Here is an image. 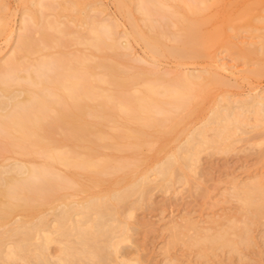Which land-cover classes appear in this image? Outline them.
I'll use <instances>...</instances> for the list:
<instances>
[{
    "label": "rangeland",
    "instance_id": "rangeland-1",
    "mask_svg": "<svg viewBox=\"0 0 264 264\" xmlns=\"http://www.w3.org/2000/svg\"><path fill=\"white\" fill-rule=\"evenodd\" d=\"M253 1L125 0L120 7L119 0H0V70L11 58L19 63L17 74L9 75L11 88L27 87L54 100L51 82L58 77L64 83L75 79L77 72L69 71L72 66L67 70L66 61L77 66L80 58L91 69L87 81L94 89L92 97L80 101L87 110H80L74 127L58 124L57 112L47 113L55 114L41 121L45 150L18 131H3L0 124L2 175L14 176L9 164L14 161L38 171L31 181L22 173L15 175L27 186L21 184V197L11 199L15 209L0 220V243H10L8 250L0 251V264H39L45 250L53 256L49 264H58L54 255L59 241L74 240L75 218L90 219L85 230L101 229L97 244L105 246L102 254L111 258L110 264L119 256H124L122 264H264L262 222L252 224L250 241L238 245L237 251L195 241L200 234L241 224L246 212L236 189L264 182L262 116L245 112L242 124H230L229 139L202 141L212 138L208 117L215 107L225 106V100L235 109L264 102V75L250 73L255 60L233 58L222 48H208L202 55L187 51L190 44L183 29L195 22V15L206 20L203 32L225 26V19H235ZM133 28L161 39L156 54ZM248 39L242 33L238 41ZM62 57L68 58L65 63ZM56 58H61V66ZM109 66L115 70L108 71ZM188 73L202 76L190 80ZM23 74L41 82L31 86ZM61 102L56 107L68 111L67 102ZM189 145L191 160L186 157ZM173 156L183 160L175 164L173 177L164 178L158 166ZM124 193L128 195L123 200L113 196ZM92 198L102 201L101 206L87 216L73 210L68 219L60 218L70 202ZM1 201L5 200L0 197ZM15 224L35 227L26 235L23 229L12 231Z\"/></svg>",
    "mask_w": 264,
    "mask_h": 264
},
{
    "label": "bare ground",
    "instance_id": "bare-ground-1",
    "mask_svg": "<svg viewBox=\"0 0 264 264\" xmlns=\"http://www.w3.org/2000/svg\"><path fill=\"white\" fill-rule=\"evenodd\" d=\"M216 1L217 0H215V2ZM123 2H125V0H119V6L120 7H121V5L123 6ZM145 8H146V6H145ZM147 8H149V7H147ZM196 11L198 12V10H196ZM147 12H148V10H147ZM183 12H185V11L183 10ZM182 15H183V13H182ZM193 15H195V14H193ZM200 15H201V13H200ZM195 16L197 17V15H195ZM198 16H199V14H198ZM196 17L194 19L195 22H193L189 25H187V23H186L185 25L187 27L183 28V29L187 30L188 41L190 44L187 47V51H189L191 53H195L196 55H202V54H204V52L208 48H212V47L213 48L214 47L222 48L225 52H228L233 58H236V59L239 58V59L250 60V61L255 60L256 61V67L253 70H251L250 73L255 75V76L264 75V0H254L253 2H251V4H248L242 10H240V12L238 13V15L235 19H231V20L225 19L224 20V23L226 24L225 26L217 27L211 31L203 32L201 30V28L206 23V20L197 19ZM185 21H188V18ZM258 24H261L260 25L261 27H258L257 26ZM56 27H58V26H56ZM133 33L146 43V46L150 49V51L153 54H156L158 52V48H160L159 44L161 42L160 41L161 39H159L158 36L153 35L152 33L149 34L146 32H142L140 30H136V28H133ZM242 33H246L248 35V38H249L248 41H245V40H239L238 41V38L240 36H242ZM42 34H44V33H42ZM26 38H27V36H26ZM44 38H46V37L44 36ZM96 38H97V35H96ZM99 38L101 39V37H99ZM25 40L26 39H24V41ZM94 40H95V38H94ZM25 42H28V41H25ZM91 42H92V40H91ZM95 42H96V40H95ZM182 44H184V43H182ZM96 45H98V44H96ZM96 45L94 43V46H96ZM24 47H25L24 44L20 45L21 49H24ZM181 49L182 48H179V50H181ZM24 51H26V50H24ZM179 52H181V51H179ZM176 54H177V52H176ZM78 57H80V56H78ZM65 58L66 57H62V59H65ZM74 58L76 59L77 57L73 56V59ZM53 59H55V58H53ZM67 59L68 58H66L65 60H62V61H64L63 63H65V61ZM82 59H83V57H82ZM56 60H57V58H56ZM59 60L61 62V58ZM59 60H57L58 64L55 62L57 65L61 64L59 62ZM74 60H73V63L75 64ZM70 61H66V65H67L66 69L68 70V68L70 66H72V67H70L71 69L69 68V71H72V73H73V70H75V73L77 72L76 78L73 79V77H72L73 80H71L67 83H64L65 81L61 82L60 80H58L59 77L57 76L58 79L53 81L54 83L51 82V86H53L52 88L55 89L54 91L50 90L52 92V94L55 95V96L54 95L53 96L56 97V98H54V100H53V98H51L52 100H49L48 93H45V96L47 94V96H46L48 98L47 99L43 94L36 92L35 90L33 91L27 87L22 88V89L11 88L12 85L14 84V83H12V77H11L13 75H11V76H9V75L11 73L13 74V72L17 70V68H18L17 65L19 63L14 58L13 59L11 58V59L7 60L5 65L2 64V67L0 70V124L3 126V128H5V129H3V131H9L10 133L12 131H18L22 138H24L25 140L27 139L29 141V142L27 141L28 143H30V141H31V142H33V144L36 145V147L39 146L40 150H45L46 148H48V145L44 149V147L46 145L44 143V145H45L44 146L40 142L43 140V139H41L43 137H41L42 131L39 132V130L42 129V126H43L42 120L46 116L47 117L49 116L48 117V119H49L55 114L53 112L54 113L53 115H50V114L47 115V113L49 111L57 112V116H56L57 118L55 117L54 119H56V121L58 119V121H57L58 124L62 123L60 125H64L66 123L65 125L71 124V127H72V125L74 127V125L76 123V121H75L76 118H79V116L82 115L80 110L84 107L86 108V109L84 108V110H87L86 105L81 106L80 101H82V99L84 100L85 98L92 97L94 89L91 86L90 81L89 80H88L89 82L87 81V79H88L87 77H88L91 69H89V71H88L86 64L84 65V63H83L84 60H80V58H77V61L79 63V65H77V66H75V65L73 66V64ZM38 63H40V62H38ZM59 66H61V65H59ZM62 67L65 68V64H64V66L62 64ZM113 69L115 70V68H113ZM113 69H111L110 66L107 68L108 71H110V70L113 71ZM26 72H28V71H26ZM14 73L17 74V72H14ZM27 74H29V73H27ZM114 75H112V76H114ZM200 75L202 76V74H200ZM200 75H198V73L196 75L188 73L187 77L191 80V78L194 79V78L201 77ZM7 76L9 79L8 78L6 79ZM14 76H15V74H14ZM18 76L21 78L23 76L24 79L28 78V80H29L28 82H30L29 85H31V84L36 85V84L41 82V80H39L40 81L39 82L38 79L36 80L35 77L32 76L31 74L26 75V76H24V74L22 76H20V75H18ZM10 77H11V80H10ZM15 77L13 78L14 80H16ZM51 77L52 76H50L49 78H51ZM210 77L209 78L211 80H213L214 79L213 77H215V76L210 75ZM54 79H55V77H54ZM67 79H68V77H67ZM56 81H58V82H56ZM117 81H121V79L116 80V82ZM124 81H126V80H124ZM194 81H196V80H194ZM43 85H44V83H43ZM41 88H42V90L44 89L42 86H41ZM188 88H190V87H188ZM199 88H200V86H199ZM40 89L38 91H42ZM61 89H63V90H61ZM65 89H67V90H65ZM24 91H28L26 94L27 96L25 95V98H23V99L19 98L21 92H24ZM222 99L225 100L224 97H222ZM59 101L60 102L63 101L64 104L67 102L70 109L66 112L65 111L63 112L60 109H58L60 107L59 106L56 107V103L57 102L59 103ZM225 101L227 103V104H225V106H223L222 108L215 107V109H213L211 111L210 116L208 117V120H209V123L211 124V130L213 131V136H212V138L202 137L203 142L214 143L216 141V138H218V139H220V138L229 139V137L232 135V133L230 132V130H231L230 124L233 122H236L238 124H242L243 119L241 120L240 116L244 115L245 112H250L251 114L256 115V116H262L263 118L261 119V117H259L260 118L259 120L262 121L263 125H264V102L262 100H257V103H258L257 107H256L257 109L255 108V105L253 103H250V102L245 103L241 107L235 109L231 106L232 101H229V100L228 101L225 100ZM28 103L30 104V106L27 108L26 104H28ZM24 107L27 109L25 111L24 110L21 111V109H23ZM54 119H51V120H53V122L55 123ZM257 120L258 119H256V122H257ZM256 122H254V126H258L256 124ZM43 123H45V122H43ZM76 124H78V123H76ZM44 126L48 127V125L47 126L44 125ZM88 127H89V125H88ZM236 127H239V126H236ZM44 132H45V130H44ZM191 134H192V132H191ZM32 136H33V139L31 138ZM45 139L46 138H44V140ZM44 140H43V142H45ZM47 140L49 141L48 138H47ZM190 141H191V139L187 138V140H186L187 144L191 145ZM30 144H32V143H30ZM190 145H189V149H188L189 153H187V155H186L187 159L189 158L188 160H191L193 158V155H194V153L191 151L192 147L190 148ZM186 157H184V158H186ZM52 158H54V157H52ZM64 159L65 158H63V160ZM181 160H183V159H181ZM181 160L179 161V159L175 158L174 156L166 158V160L158 166V169H157L158 174L162 175L164 178L165 177H168V178L173 177V175L175 173L174 172V166H176L175 164L178 162H180L178 164H181ZM9 164L14 166V168H13L14 176L4 177L2 175V172H0V197L5 200V201L0 202V220L6 219L9 216V214L15 209L16 204H14L11 201V199H19L21 197L20 190L23 189L24 184L25 185L27 184L26 182L24 184H22V182H23L22 178L27 180L33 174H36L35 178H37V173H35V172H38L35 170L36 168L29 167V166L25 165L24 163H22L21 161H14V162L9 163ZM9 164H7V166ZM1 166L4 167L5 165H1ZM39 170L41 171V169H39ZM21 173L24 174L23 177L21 179L16 178L15 175L21 174ZM40 173H42V172H40ZM39 176L40 175H38V177ZM33 178H34V176H33ZM26 180H24V181H26ZM29 181H31V178ZM141 181L143 183L144 180H141ZM139 190H140L141 195L144 194V187L143 186H140ZM236 191H237V195L239 196V198L243 202L242 208H243L244 212H246V218L243 219L242 223L241 222H240L241 224L233 223V224L228 225V226L226 225L227 227L221 228V230H218L216 232L212 231V233H211V231H210V233L200 234V235H198L199 237L196 236L198 238L195 237L196 238L195 241L201 242L204 240H208V241H210V244L212 247L213 246H219V247L227 246V247H230L231 250L237 251L238 245L248 243L250 241V233H251L250 231L252 230L251 229L252 224L254 225L255 223L257 224L259 222H262V224L264 225V182H263V180H257V181L250 183V184H245L242 187H238L236 189ZM127 195H128V193L113 195V196H114V198H116L118 200H123V199H125V197H127ZM101 202L102 201L98 200V198H92V199H89L86 201H72V202H70V204L67 207H65L62 210V212H61L62 214H61L60 218H62L63 220L65 218L68 219L69 217H67V216L70 214V211H73V210L77 211V212H75L76 215L87 216L88 212L91 209L100 207ZM100 215H102V214L100 213ZM41 219L42 218L39 217L38 221ZM17 220H18V218L15 219L13 222H16ZM89 220L90 219L81 222V219L75 218V222L73 223V225L71 227V231H73L72 234H73L74 240L72 242H70L69 244H66V240H64V239L59 241L60 245L58 248V254L54 255V257L58 261V264H110L111 258L109 256L105 257L102 254V251H103L105 246L100 247V245L97 244V240L99 239V236L96 237L97 236L96 233L99 234L101 232V229H98V230L93 229V231L92 230L89 231L86 228V230H85V225ZM191 225H189V226H191ZM32 227H35V225L33 224ZM32 227H30L28 225H23V224H22V226L20 224H15L12 227V231H17V230L23 229V232L27 235L28 231L31 230ZM102 231H104V230H102ZM207 232H209V231H207ZM213 232H215V233H213ZM193 239L194 238H192V240ZM0 242H2V241L0 240ZM211 246H210V248H212ZM9 248H10V243H8V242H5L3 244L0 243V251L5 252ZM51 256L52 255H50L45 250V253L41 254V256L39 257V264H49V262H48L49 258H53V256L52 257ZM124 260H125L124 256H121V257L119 256V257H116L113 260V263H111V264H122V262H124Z\"/></svg>",
    "mask_w": 264,
    "mask_h": 264
}]
</instances>
